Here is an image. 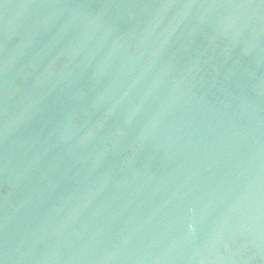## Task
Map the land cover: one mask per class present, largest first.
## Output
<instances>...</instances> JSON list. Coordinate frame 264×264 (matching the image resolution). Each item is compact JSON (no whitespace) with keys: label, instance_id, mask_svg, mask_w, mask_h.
<instances>
[{"label":"water","instance_id":"water-1","mask_svg":"<svg viewBox=\"0 0 264 264\" xmlns=\"http://www.w3.org/2000/svg\"><path fill=\"white\" fill-rule=\"evenodd\" d=\"M0 264H264V0H0Z\"/></svg>","mask_w":264,"mask_h":264}]
</instances>
